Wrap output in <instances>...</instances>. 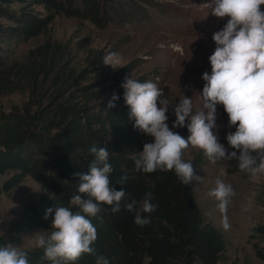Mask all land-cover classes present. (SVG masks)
Returning a JSON list of instances; mask_svg holds the SVG:
<instances>
[{"label": "trees", "instance_id": "1", "mask_svg": "<svg viewBox=\"0 0 264 264\" xmlns=\"http://www.w3.org/2000/svg\"><path fill=\"white\" fill-rule=\"evenodd\" d=\"M140 0H0V95L14 90L28 91L29 98L21 106L0 110V179L13 170L2 183L11 190L27 175L41 185L39 201H30L20 217L0 236V246L8 239L17 241L24 227L48 229L54 211L44 219L47 208L70 207L71 197L78 194V176L86 173L94 159L92 146L109 150L113 172L109 178L116 190L122 187L126 196L120 211L101 205L95 217H89L97 229L98 238L92 245L95 255H83L74 264H96L97 256L107 257L109 264H216L227 246L224 233L206 220L192 187L184 185L174 171L143 173L135 167L138 150L153 142L148 135L134 127L129 118L130 108L121 86L131 64L114 69L103 63L107 55L95 50L79 65L71 43L46 37L29 49L23 59L6 58L7 40L27 41L47 31L50 23L61 13L88 18L104 26L130 6L141 8ZM151 81L146 74L133 78ZM114 107L109 108L113 95ZM217 129L220 142L226 147V134L234 132L228 126ZM175 115L169 116L172 127ZM187 123V122H186ZM187 138L188 128L173 129ZM183 159L194 170L205 163L203 151ZM231 150V149H230ZM230 173L241 171L236 159L224 160ZM127 181H117L122 175ZM152 193L157 205L151 213H140L150 219L141 227L134 223L145 193ZM135 200L136 210L128 211L125 204ZM54 229H52L53 231ZM51 231V232H52ZM251 236L256 254L264 260V222L255 225ZM8 235V236H6ZM27 252L29 264H51L43 259L44 250L35 247Z\"/></svg>", "mask_w": 264, "mask_h": 264}, {"label": "clouds", "instance_id": "2", "mask_svg": "<svg viewBox=\"0 0 264 264\" xmlns=\"http://www.w3.org/2000/svg\"><path fill=\"white\" fill-rule=\"evenodd\" d=\"M211 14L225 19L222 30L213 34L215 50L209 57L211 74L205 72L206 81L201 97L207 111L192 114V100L184 95L174 107L175 121L170 128L168 121V100L156 83L125 77L121 85L124 99L130 108L129 118L134 127L151 136L153 142L145 143L143 151L135 160V167L143 173L174 171L184 185L192 180H201L195 175L191 162L183 159L189 146L203 151L210 162L236 159L241 171L253 177L264 175V0H209ZM103 63L113 68L121 64L116 52H109ZM118 99L114 94L108 107H114ZM158 104L160 105L158 107ZM222 105L228 116V126L234 132L226 134L227 147L220 142L217 131V106ZM187 122V123H186ZM187 127L190 135L184 138L176 128ZM231 149V150H230ZM89 151L94 159L86 173L78 176V194L71 197L70 207L47 208L44 219L54 211L50 236L41 237L37 246L43 248V259L51 264H74L83 255H95L92 246L98 238L97 229L89 217H95L102 210L101 205L111 206L113 213L120 211L126 192L116 190L109 178L113 167L109 163L106 147L92 146ZM127 175L117 183L123 185ZM234 190L222 180L209 193L219 201L222 213L226 212ZM153 195L148 192L142 201L134 223L145 226L151 221L140 213L151 214L157 205L152 203ZM135 200L125 204L128 211L136 210ZM227 228V222L224 223ZM0 264H29L28 254L11 243L0 246ZM96 264H109L104 256H97Z\"/></svg>", "mask_w": 264, "mask_h": 264}, {"label": "rangeland", "instance_id": "3", "mask_svg": "<svg viewBox=\"0 0 264 264\" xmlns=\"http://www.w3.org/2000/svg\"><path fill=\"white\" fill-rule=\"evenodd\" d=\"M141 8L130 6L126 14H118L104 26L88 18L68 16L61 13L50 23L47 31L27 41L7 40L5 54L8 61L23 59L31 47L46 37L69 41L79 65L95 50L106 54L116 52L121 64L114 69L131 64L134 67L124 76L135 78L146 74L151 82L163 90L168 100L169 116L174 107L185 96L192 100V114L207 111L203 107L201 93L206 83L205 72L211 74L209 57L215 50L212 37L222 30L225 19L211 14L209 0H140ZM112 67V66H111ZM113 68V67H112ZM29 98L28 91L14 90L0 95V110L9 111L14 105L21 106ZM160 105L158 104V107ZM223 106H217V129L225 126ZM151 136L148 135V139ZM143 151V147L138 153ZM200 151L192 146L188 157ZM204 155V153H203ZM205 163L195 169V175L202 179L192 180L194 194L200 203L206 220L215 224L225 235L227 246L216 264H264L255 252L256 237L251 236L252 228L264 222V175L253 177L250 173H230L224 160L212 163L204 155ZM9 171L1 176L2 183ZM230 184L234 195L226 212L222 213L219 201L209 195L216 187V181ZM40 183L31 175L14 186L4 190L0 197V236L20 217L30 201H39ZM227 222L228 227H224ZM39 227H24L17 235L18 240L8 239L20 250L37 247V241L47 239L52 231ZM8 236V235H6ZM3 245V246H5Z\"/></svg>", "mask_w": 264, "mask_h": 264}]
</instances>
